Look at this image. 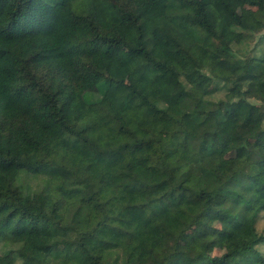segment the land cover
I'll list each match as a JSON object with an SVG mask.
<instances>
[{
	"label": "trees",
	"instance_id": "obj_1",
	"mask_svg": "<svg viewBox=\"0 0 264 264\" xmlns=\"http://www.w3.org/2000/svg\"><path fill=\"white\" fill-rule=\"evenodd\" d=\"M262 131L264 0H0V264H264Z\"/></svg>",
	"mask_w": 264,
	"mask_h": 264
},
{
	"label": "rangeland",
	"instance_id": "obj_2",
	"mask_svg": "<svg viewBox=\"0 0 264 264\" xmlns=\"http://www.w3.org/2000/svg\"><path fill=\"white\" fill-rule=\"evenodd\" d=\"M204 1L206 3L209 2V0H204ZM255 10H256L255 7H251V6H247V5H241V7H240V12L242 13L243 16H246V17L253 16L255 13ZM154 55L157 56L158 58L161 57V55L158 52H154ZM122 58H123L125 63H128L130 58H131V54L127 50H124L122 52ZM176 58H183V56L177 55ZM119 73H120V71L118 69H115V68H109L108 69V74L110 76L117 77L119 75ZM128 81L133 86H135L139 89H143L145 87L144 82L139 81L132 76L128 77ZM171 112L174 114H180L181 113V111L177 105H174L171 107ZM260 137H261V139H264V132L263 131L260 132ZM247 151H248V149L246 147H244V148L242 147L240 149L227 152V155L231 156V157H245L247 154ZM25 184H26V186H27V184H29L31 186V188L35 189V190L42 189L43 185H44L42 179H37V178L30 179L29 181L27 180V181H25ZM257 227L261 231L264 230V212L260 214ZM193 235L201 236L202 243H204L207 250L211 254L223 253L225 251H228L232 246L231 243L228 241V239L223 238V237L218 236V235H213V234L207 233L203 225L199 226L193 233L187 234L184 237V239H188Z\"/></svg>",
	"mask_w": 264,
	"mask_h": 264
}]
</instances>
